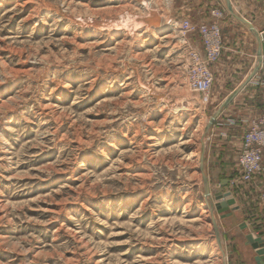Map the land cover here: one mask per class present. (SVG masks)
<instances>
[{
	"label": "rangeland",
	"instance_id": "1",
	"mask_svg": "<svg viewBox=\"0 0 264 264\" xmlns=\"http://www.w3.org/2000/svg\"><path fill=\"white\" fill-rule=\"evenodd\" d=\"M231 1L252 24L263 5ZM215 10L236 20L225 0H0V264H223L206 208L219 191L246 209L221 219L214 208L236 264L260 199L219 128L247 127V110L208 126L241 84L212 66L204 103L186 71L190 49L205 51L185 24Z\"/></svg>",
	"mask_w": 264,
	"mask_h": 264
},
{
	"label": "crops",
	"instance_id": "2",
	"mask_svg": "<svg viewBox=\"0 0 264 264\" xmlns=\"http://www.w3.org/2000/svg\"><path fill=\"white\" fill-rule=\"evenodd\" d=\"M241 3H244L249 0H239ZM256 1V0H255ZM259 4V3H258ZM259 8V16H255V19H252L255 28L257 29L259 35H264V4L258 5ZM256 6V7H258ZM255 7V8H256ZM233 16V15H232ZM245 18V15H242ZM234 17V16H233ZM234 19H236L234 17ZM238 21V22H237ZM220 25L222 28V36L224 40L223 46V56L221 60L213 65L212 69L216 73H220L219 76L222 78V81L232 84L231 86H235L237 88L240 84L245 82L247 76L250 74L251 71V58L258 55V51L261 45V41L258 40L257 36L254 34V38L251 39L250 43L248 41L247 35L239 25H245L244 23L240 22L239 20H231L229 17H226L224 20L220 21ZM247 26V25H246ZM248 27V26H247ZM264 38V37H263ZM249 45V47L244 50V46ZM254 53V54H253ZM250 70V71H249ZM261 95V96H260ZM247 110L246 114L241 118V122L245 121L247 123L253 117H259L264 113V87L260 88L252 84L251 82L239 93V95L234 99V101L228 106V109L225 110L224 116L225 121L234 120L236 110ZM235 111V112H234ZM229 113V114H227ZM240 120H236L238 122ZM231 124H225L227 127H231ZM244 123V122H243ZM248 124V123H247ZM220 131H232L230 134V141L228 140V144L233 145V149L231 150V154L226 157L227 161H236V154L237 149L239 146V142L241 137L245 133L247 127L245 126H235V128H219ZM223 135V134H222ZM226 140V139H225ZM263 166H264V157H263ZM264 189V173L256 179L254 185L251 186V194H255L257 199L259 200L261 191ZM233 206L230 207V212L240 213L244 215L246 213V209H239L237 211L232 210ZM245 224L248 226L245 230L241 228L243 233V237L241 239L238 237V250L234 256L236 259V264H256L254 262L255 252L248 244L246 239V235L249 232L250 228H253L256 237H262L264 239V211L262 205L260 204L258 208L254 209L253 216L251 221L247 220L244 221ZM244 224V223H242ZM241 224V225H242ZM240 244V245H239Z\"/></svg>",
	"mask_w": 264,
	"mask_h": 264
},
{
	"label": "built area",
	"instance_id": "3",
	"mask_svg": "<svg viewBox=\"0 0 264 264\" xmlns=\"http://www.w3.org/2000/svg\"><path fill=\"white\" fill-rule=\"evenodd\" d=\"M264 4V0H257ZM224 12H212L213 21L201 24L198 27L186 22L184 31H198L201 35L204 57L194 49H190L187 79L190 88L197 92L204 103L209 101V93L214 84V73L211 69L221 58L223 52V36L219 21ZM264 42V38L262 39ZM251 83L257 87H264V53L260 57L259 69ZM264 113L248 122L247 129L241 140L236 154L237 174L243 184L254 185L256 179L264 173ZM264 211V189L259 197Z\"/></svg>",
	"mask_w": 264,
	"mask_h": 264
},
{
	"label": "water",
	"instance_id": "4",
	"mask_svg": "<svg viewBox=\"0 0 264 264\" xmlns=\"http://www.w3.org/2000/svg\"><path fill=\"white\" fill-rule=\"evenodd\" d=\"M225 1H226L228 11L237 20L246 24L248 28L250 29V31L253 32L257 36L258 40L261 41V45L258 51V62H259L261 55L264 53V42L262 41V36L259 35L255 26L250 21H248L247 18L239 16L238 14L235 13L231 0H225ZM258 69H259V64L256 66L255 70L248 76L245 82L241 84L232 94H230L226 98V100L220 105L216 113L210 118L208 130L212 127V125L217 120V118L221 116L223 111L234 101V99L239 95V93L251 82L252 78L257 73ZM199 171L202 174V179L204 182L205 197L210 198L211 197L210 184H209V180L206 175L205 167H204V150H202L201 152ZM228 184H229V180H222L221 187L225 188L228 186ZM231 196H232V193L230 191L228 192L219 191L214 194V199L216 200V203L211 209L212 224L214 227L216 239L220 247L222 246L220 228H219L216 216H215L216 213L214 211V208L216 209V212L220 216L221 219L231 216L232 211L231 212L229 211L231 206H233L232 208L233 211L239 210V206L236 205V200L233 198H230ZM241 228L245 230L246 228H248V226L244 223L241 225ZM254 233H255L254 229L250 228L248 234L246 235V239L248 241V244L251 246V248L255 252L254 262L256 264H264V239L262 237H256Z\"/></svg>",
	"mask_w": 264,
	"mask_h": 264
},
{
	"label": "bare ground",
	"instance_id": "5",
	"mask_svg": "<svg viewBox=\"0 0 264 264\" xmlns=\"http://www.w3.org/2000/svg\"><path fill=\"white\" fill-rule=\"evenodd\" d=\"M26 2V1H25ZM29 2V1H28ZM157 38V37H156ZM166 38H169V37H166ZM45 108V107H44ZM49 108V107H48ZM181 110V109H180ZM196 155V154H195ZM196 162L200 165V156H199V154H197L196 155ZM205 198V197H204ZM211 198V197H210ZM206 199H208V198H206ZM1 200V199H0ZM1 202V201H0ZM2 203V202H1ZM83 206V205H82ZM208 207H206L207 209H208V212L207 213H209V212H211V207L209 206V204L207 205ZM59 210V209H58ZM210 214V213H209ZM211 216H212V212H211ZM209 218H210V215H209ZM209 221L211 222V224H212V219H209ZM211 226V225H210ZM212 226H213V224H212ZM221 243H222V241H221ZM217 247H219V251L221 252V253H219L218 254V256H217V259H219V261L221 262V263H223V264H227V257L225 256V255H223V254H225L224 253V248H223V244H222V246L220 247L219 245L217 246ZM85 254V253H84Z\"/></svg>",
	"mask_w": 264,
	"mask_h": 264
}]
</instances>
